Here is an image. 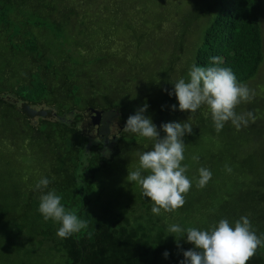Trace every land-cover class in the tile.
<instances>
[{
    "label": "trees",
    "instance_id": "1",
    "mask_svg": "<svg viewBox=\"0 0 264 264\" xmlns=\"http://www.w3.org/2000/svg\"><path fill=\"white\" fill-rule=\"evenodd\" d=\"M185 6L184 0H0V258L5 262L10 260V248H14L15 257L26 253L41 257L43 263L53 259L49 264H180L183 252L194 247L186 237L169 233V225L177 220L175 213L161 210V214H153L154 205L143 202V193L134 202L121 203L119 197L103 201L101 189L89 199L95 183L112 173L121 152L139 150L142 154L153 148L152 141L143 137L140 142L138 134H131L111 154L103 150L102 140L90 144L92 138L86 129L90 108H116L125 118L135 114L137 107L129 113L115 99L121 90L134 94V82L141 81V71H136L135 63L146 60L141 53L150 52L147 48L151 46L158 50L151 52L153 60L151 55L149 59L163 62L161 52L157 53L163 48L170 61L160 85L153 84L154 95L145 96V115L153 116L161 137L165 135L160 129L163 123H190L193 131L186 134L189 147L201 144V126L212 136L222 137V144L231 145V150L225 155H211L220 168L217 178L214 174L208 184L214 186L213 178L226 180L232 176L235 185L245 191L240 207L229 209L203 230L221 219L234 226L235 220L247 216L262 240L247 264H264V164L258 167L254 158L257 143L262 144L259 136L251 139L247 147L231 144V132L235 130L231 124L217 133L212 128V118H205L197 110L194 118L188 119L179 110L176 96L168 94L174 88L173 75L178 72L186 45H190L192 36L188 35L193 33V26L179 33V43L184 42L179 47L175 45V30L165 31L164 24L170 22L177 29L175 17ZM195 16V27L202 18L208 23L203 40L194 50L193 64L215 66L212 58L220 57L219 66L231 68L238 83L254 79L264 61V0H209ZM67 31L71 33L67 35ZM151 60L147 66H140L152 70ZM102 83L113 88L107 96L100 95ZM254 108L258 107L252 106L250 111L256 117ZM8 144L12 148H7ZM207 145L215 150L213 144ZM27 146L35 163L41 159L52 165V172L44 174L51 183L43 193L54 187L65 208L76 210L81 219L89 222L87 229L60 238V223L44 220L38 211L42 192L35 186L24 189L22 179L30 171L25 172L15 158ZM225 165L233 168V175ZM245 173L250 174V181L238 180ZM52 174L60 183L51 180ZM189 219L178 218L175 224L202 229ZM24 232L29 234L31 244L37 248L47 246V251L28 252V242L22 239Z\"/></svg>",
    "mask_w": 264,
    "mask_h": 264
},
{
    "label": "clouds",
    "instance_id": "2",
    "mask_svg": "<svg viewBox=\"0 0 264 264\" xmlns=\"http://www.w3.org/2000/svg\"><path fill=\"white\" fill-rule=\"evenodd\" d=\"M212 62L215 66L202 67L194 63L189 68L187 80L180 78L173 83L174 88L168 94L176 96L179 110L195 113L201 106H207L217 133L229 121L237 129L247 126L249 121L254 122L256 117L252 111L237 113L235 109L242 102H251L255 91L238 83L231 68L219 66L220 57H213ZM147 108L145 103L130 115L124 131L152 141L153 148L139 155V167L128 171L126 180L141 187L143 195L153 202L152 213L159 215L161 210L170 213L186 203L185 194L192 182L186 176L188 165H182L185 160L183 137L192 133L193 126L185 121L163 123L160 129L165 135L161 137L151 117L145 115ZM172 109L176 110V106L173 105ZM192 160L198 162L199 156H192ZM225 170L230 173L232 168L225 165ZM198 173L197 187L203 188L211 180L212 172L200 167ZM50 183L48 178H41L35 186L42 192L38 211L44 220L60 223L57 231L60 238L87 229L89 222L81 219L76 210L66 209L61 203L62 196L54 188L43 193ZM168 231L180 234V238L186 237V241L194 245L183 252L184 259L180 264H247L262 244L247 216L235 220L234 226L227 219H221L207 230L171 224ZM88 236L91 238L92 233L89 232ZM168 255L166 251L164 257Z\"/></svg>",
    "mask_w": 264,
    "mask_h": 264
},
{
    "label": "rangeland",
    "instance_id": "3",
    "mask_svg": "<svg viewBox=\"0 0 264 264\" xmlns=\"http://www.w3.org/2000/svg\"><path fill=\"white\" fill-rule=\"evenodd\" d=\"M209 0H184L186 3V6L189 7L188 9L186 6L181 10V13L175 17V23L179 24L178 28L175 29L173 25H170L169 23L164 24L166 26L164 28L165 31L173 32L175 41L178 43L175 45L182 47L184 46V42H180V36L179 33L181 31H185L189 25H192L193 28V33L191 35H188V37L192 36L189 38V43L190 45H186V52L182 54V59H180V63L177 66V71L173 75V80L177 81L180 79L183 75L184 78L187 80L188 78V71L189 68L193 65V54L194 50L196 49L197 45L201 43L203 40V36L205 33V28L207 26V21L205 20L206 18H202L200 20V25L198 27H195V22L194 18L196 17L195 14L198 11L199 7H205L206 3ZM198 21L196 25H198ZM174 29V30H173ZM182 29V30H181ZM71 31H67L66 34L69 35ZM263 36H264V16H263ZM49 40L51 38L48 37ZM174 41V40H173ZM57 44V42L55 41ZM157 48L156 46H153ZM179 47H176V51L179 50ZM56 49V48H54ZM150 52H142L141 56L143 58H146L145 61L141 62L140 60L136 61L135 66L137 67L136 71H141V81H136L134 82V94L132 93L131 90H126L122 91L119 93L117 96L118 98L115 99V101L119 104H122L124 108L129 111V113L134 112V109L143 107L145 101V96L148 98H151L154 93H153V84L160 85L162 77L165 75V72L168 70V64H169V57H168V51L163 50L162 51H157V53L161 52V56L163 59V62H154L153 57L151 55V52H155L158 49H152L151 46L147 48ZM57 50V49H56ZM189 54L190 58H189ZM149 55H151L152 60L149 59ZM150 60L152 61L151 63L153 64L152 70L146 69L144 66L141 67L140 65L142 63H145L147 66L148 63H150ZM113 61L111 60L110 63ZM185 69L186 71L182 75L181 72L182 70ZM182 75V76H181ZM93 76V75H92ZM241 84H246L250 89H253L255 91V97L251 102H242L240 105L236 107V112L237 113H242V112H248L252 109V106H257L258 108L255 109L257 112L256 119L254 122L249 121L247 126H242L240 129H237L232 123L226 122L225 126L223 129L227 128L228 125H232L235 130L231 132V139L229 140V143L233 144L234 142L240 143L243 146L247 147V143L253 138H257L262 144L257 143V150L256 154H254L255 161L257 163V166L261 168L262 164H264V61L260 66V71L258 75L250 80L249 82L241 83ZM110 85V84H109ZM101 91L100 95H108L111 93V87L107 86L106 84L102 83V86L100 87ZM147 99V98H146ZM112 104H115L113 102ZM198 111H202L204 117H210L211 118V113L210 110L208 109L207 106H201ZM197 112V111H196ZM195 113H191L189 111H184L183 116L185 115L188 119H193L195 116ZM90 115V114H88ZM153 118V116H151ZM87 129H91L94 124V121L89 119L88 117V122H87ZM251 123H254L253 125ZM214 124V123H213ZM258 125V128H257ZM212 128H214V125H212ZM215 129V128H214ZM222 129V130H223ZM115 130V129H114ZM203 127H200V139H201V144L198 146H192L189 147V142L190 139L189 136H184L183 141L185 143V160L182 161V165L187 164L188 165V171L186 172V176L190 179L192 182V186L190 190L185 194V200L186 203L179 209L173 211L175 213V217H177V220L172 222L171 224L179 223L180 220L178 218H184V216H188L190 219L188 220L189 222L193 221L196 223H199L200 227L202 229L205 228L206 225H210L211 223H214L217 218L221 215H224L226 211L229 213V209H234L237 207H240L242 202V198L245 196V191L244 189L237 187L235 185V179L232 176H227L226 180L223 179H214L213 178V184L207 185L203 188H198L197 187V180L199 178V173L198 169L200 167L206 166L211 172H212V177L214 174L216 175V172L220 168V165L214 164V160L211 159V155L213 153H220L222 155H225L229 150H231V145H224L222 144L224 140L220 136H212L210 133L207 131H203ZM91 131V130H90ZM118 129H116V132ZM92 136V134H90ZM96 136V135H95ZM138 141H143L141 136H137ZM134 139V137H133ZM97 142V139L94 137L90 140V143ZM213 144L214 149L211 148V146L207 144ZM252 143H250V148L252 149ZM147 147V145L145 146ZM7 148H12L11 145L8 144ZM30 148V147H29ZM28 146L23 149V151L15 158L21 163L22 168L24 167V171L28 172L26 173L25 176L22 179V184L25 186V190L33 189L34 186L38 183V181L41 178H44V174L51 173V163L48 160H43L38 161L35 163L34 159L31 157V151L29 150ZM2 153L4 154L5 148H2ZM139 150L132 151L130 152H121L116 158H115V164L113 166V171L110 175H104L101 178V181L98 180V182L95 183V189L94 193L89 197V199L93 198V195H96L97 193L101 192V189L103 190V201L107 200L109 197L111 198H117L123 203L124 201L126 202H134L135 199H137V195L139 193H142L141 187L136 183V182H129L126 180V177L128 176V171H134L139 167ZM197 155L199 156V161H193L192 156ZM244 153H242V157ZM5 156V154H4ZM6 157H4L5 159ZM227 159V158H226ZM214 164V165H213ZM253 164V162H252ZM249 165V163H248ZM26 169V170H25ZM231 174L233 175V168L231 171ZM230 174V175H231ZM246 174V175H245ZM243 176H239L240 179L242 180L245 179L248 182L250 181V174L245 173ZM33 176V178H32ZM51 180L53 182H58L60 183V180L57 176L51 175ZM231 177V178H230ZM32 179L29 181V179ZM217 178V175H216ZM230 178V179H229ZM261 178L264 180V172L261 173ZM103 182V183H102ZM54 188V187H53ZM55 189V188H54ZM213 189L216 190L214 195L212 196ZM264 190V187L262 188ZM211 190V191H210ZM212 197V198H211ZM1 201V198H0ZM144 203H153L150 198L146 197L144 198ZM191 204H194L193 207L190 206ZM22 210V209H21ZM163 211V210H162ZM214 219V220H213ZM218 223V221H217ZM24 242H28L26 245V250L31 249H38V252L40 254H44L45 251H47L48 247H40L37 248L36 245L31 244L29 241V234L24 232L23 238ZM37 244V243H36ZM7 251L6 249H4ZM12 251L10 260L4 261V259L0 258V264H49L54 262L53 259H45V262L43 263L41 260V257L34 256L32 254H26L23 253L21 257H15L13 254L15 252L14 248H10ZM52 254V253H50Z\"/></svg>",
    "mask_w": 264,
    "mask_h": 264
},
{
    "label": "flooded vegetation",
    "instance_id": "4",
    "mask_svg": "<svg viewBox=\"0 0 264 264\" xmlns=\"http://www.w3.org/2000/svg\"><path fill=\"white\" fill-rule=\"evenodd\" d=\"M132 71L134 73V68L132 69ZM88 114L86 116V129L88 124V117L89 119L94 121V124H92L93 126L90 129L91 131L87 129L89 136L91 138L94 137L99 142L102 140V142L104 143L103 150L108 149L109 153L111 154H113L116 150L119 149V147L122 145L124 137H126L127 135L134 134L131 132L124 131L126 121L129 115L125 118L122 115V112H120V110L116 108H90ZM116 129H118L117 132ZM90 134H92V136Z\"/></svg>",
    "mask_w": 264,
    "mask_h": 264
}]
</instances>
